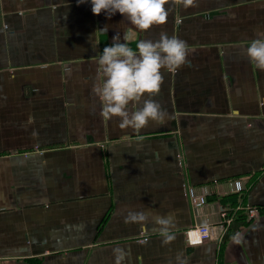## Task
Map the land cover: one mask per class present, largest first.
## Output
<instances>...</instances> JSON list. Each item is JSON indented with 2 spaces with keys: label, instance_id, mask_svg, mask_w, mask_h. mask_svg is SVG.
Instances as JSON below:
<instances>
[{
  "label": "crops",
  "instance_id": "crops-1",
  "mask_svg": "<svg viewBox=\"0 0 264 264\" xmlns=\"http://www.w3.org/2000/svg\"><path fill=\"white\" fill-rule=\"evenodd\" d=\"M197 4L170 2L165 24L140 31L90 0H0V264H264V70L246 54L264 0ZM117 34L133 50L186 42L188 63L162 70L151 97L165 123L102 115L98 60ZM200 192L194 209L186 195ZM222 208L240 221L222 230ZM157 216L171 217L169 244ZM205 222L209 239L188 244Z\"/></svg>",
  "mask_w": 264,
  "mask_h": 264
},
{
  "label": "clouds",
  "instance_id": "clouds-1",
  "mask_svg": "<svg viewBox=\"0 0 264 264\" xmlns=\"http://www.w3.org/2000/svg\"><path fill=\"white\" fill-rule=\"evenodd\" d=\"M88 2L78 0L79 4ZM170 2L185 8L198 6L197 0H90L94 15L103 12L111 18L119 13L140 31L165 24L169 15L166 5ZM188 54L186 42L176 36L162 34L156 41L140 40L136 50L126 42H119V34L114 36L113 43L104 47L98 60L103 82L93 87L103 102L102 115L107 119L118 117L121 129L140 130L153 121L165 123L167 112L151 97L160 93L164 81L162 70L179 69L188 63ZM246 54L259 70H264V36L253 39ZM146 219L143 212L130 211L125 222L142 223ZM155 223L162 234V243L175 240L170 216H157ZM177 260L183 264L179 256Z\"/></svg>",
  "mask_w": 264,
  "mask_h": 264
},
{
  "label": "built area",
  "instance_id": "built-area-1",
  "mask_svg": "<svg viewBox=\"0 0 264 264\" xmlns=\"http://www.w3.org/2000/svg\"><path fill=\"white\" fill-rule=\"evenodd\" d=\"M190 205L194 209H199L203 207L206 204V194L200 192V193H194V194H187ZM245 214L246 217L251 220H256L259 218V211L256 208L253 207H246L245 208ZM219 227L222 230H225L232 222L233 214H231L228 209L222 208L219 212ZM210 222H205L203 224H198L190 228L186 231V237L188 244H198L205 242L209 239L210 234V228H211Z\"/></svg>",
  "mask_w": 264,
  "mask_h": 264
},
{
  "label": "trees",
  "instance_id": "trees-1",
  "mask_svg": "<svg viewBox=\"0 0 264 264\" xmlns=\"http://www.w3.org/2000/svg\"><path fill=\"white\" fill-rule=\"evenodd\" d=\"M232 221H233V222H231V223H236V222H238V221H240V220H239V218L235 217L234 220H232Z\"/></svg>",
  "mask_w": 264,
  "mask_h": 264
}]
</instances>
